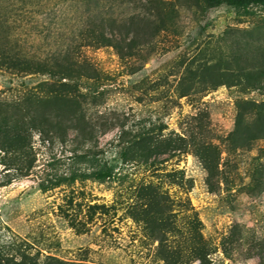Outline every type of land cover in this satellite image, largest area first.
<instances>
[{
    "label": "rangeland",
    "instance_id": "obj_1",
    "mask_svg": "<svg viewBox=\"0 0 264 264\" xmlns=\"http://www.w3.org/2000/svg\"><path fill=\"white\" fill-rule=\"evenodd\" d=\"M159 1L176 10L165 30ZM101 16L122 31L127 26L135 42L130 57L112 46L82 45L84 22ZM262 22L264 7H208L202 0H0V55L22 53L59 69L70 49L68 58L82 61L73 71L80 86L76 96L42 105H31L29 96L44 97L38 85L58 76L0 66V128L19 106L31 115L74 114L84 118L82 126L97 128L92 140L77 141L71 130L63 140L28 129L29 171L11 165L0 149V250L20 249L39 263L52 258L68 264H264V138L242 147L227 141L236 100L264 101V90L227 86L237 83L231 75L237 66L229 62L236 44L240 50L246 42L264 46V26L256 29ZM191 131L221 151L212 190L189 148L128 162L117 158L126 141L187 138ZM74 149L86 160L75 159ZM95 160L115 163L117 174L102 183L70 180L72 171H92ZM58 179L65 180L40 188ZM149 181L172 200L167 244L181 251L175 259L162 258L159 240L136 218V191ZM193 233L210 251L201 263L188 254Z\"/></svg>",
    "mask_w": 264,
    "mask_h": 264
},
{
    "label": "trees",
    "instance_id": "obj_2",
    "mask_svg": "<svg viewBox=\"0 0 264 264\" xmlns=\"http://www.w3.org/2000/svg\"><path fill=\"white\" fill-rule=\"evenodd\" d=\"M151 3V1H149ZM203 4L208 7H216L221 4L234 7L236 9L247 10L253 6L264 7V0H202ZM162 5L158 10V19L160 20L161 29H166L167 26L173 22L176 14V10L173 4L164 3L159 1ZM115 21L107 17H96L93 20H86L82 26V32L80 34L81 42L83 46H112L116 52L122 57H130L132 55L135 42L134 38L129 37V29L127 26L125 30L117 29ZM128 25V24H127ZM125 26V25H124ZM260 26H264V22L259 23L256 29ZM231 32V30H230ZM231 34V33H230ZM229 35V34H228ZM262 38H259L261 41ZM258 44V42H255ZM261 42H259L260 44ZM235 43L232 42V45ZM238 46V47H237ZM250 46V47H249ZM264 46L255 45L253 42H246L244 49L240 50V46L236 44L234 51L229 55V62L234 66H237V72L231 73V75L237 79V83H227L228 87L241 86L244 90H264ZM71 50L68 49L65 52L67 64L65 66L59 65V69H53L47 62L32 61L22 53H18L16 56L0 55V66L14 70L16 73H41L49 74L51 76H58V80L55 82L44 81L38 85V91L43 93L44 97L37 95L29 96L28 102L31 105H42L44 102L53 101V99H70L72 96H76L80 90V86L77 81H74L78 76H74V66L81 63L79 60L68 58ZM246 62V63H245ZM81 65V64H80ZM252 69V73L248 72ZM246 71V74L244 73ZM248 75H252L248 77ZM244 79H239L241 78ZM63 79H65L63 81ZM235 79V80H236ZM56 97V98H55ZM58 97V98H57ZM50 99V100H49ZM52 99V100H51ZM236 118L233 131L228 135L227 141L230 146L242 147L247 146L252 140L256 138H264V101L256 103L251 100L238 99L235 102ZM31 111L24 112L22 107H17V112L12 117V121L7 119L4 125L0 128V149L4 152L5 156L11 165H16V168L21 172L23 170L29 171L32 167V159L29 157L31 150L30 142L25 138L26 131L28 129H37L41 135H46L47 139L54 137L62 138L67 134L68 130H71L75 135L76 141L80 138L82 140H92L97 133L96 124L90 123L87 127L82 126L83 117L77 115L63 116L59 113H41L40 115H31ZM252 117V124H249ZM252 125V126H250ZM254 125V126H253ZM49 129H47V127ZM3 130V132H2ZM121 137V135H120ZM63 139V138H62ZM64 140V139H63ZM123 138H121V141ZM181 142V144H179ZM190 149V152L194 153L200 159L203 167L207 171L206 182L210 185V190L213 189V178L218 171V160L220 158L221 151L218 146L211 141L200 140L195 136L193 131L190 132L189 137L182 138L177 136L173 138H159L153 140L152 137H140L134 143H126L122 146L118 159L122 162H128L130 159L146 158L152 154H165L173 151L182 150V152ZM75 159L86 160L87 156L76 153L75 149L72 150ZM10 156V157H9ZM76 161V162H78ZM93 164V169L89 173L79 174L76 171H72L70 180L73 182L78 177L90 178L98 182H105L113 178L117 173L115 171L116 165L113 162L97 161ZM147 163V161H145ZM155 162H150L149 165ZM8 164V163H7ZM10 165V166H11ZM176 173L171 174L173 176ZM170 176V174H167ZM65 179H58L54 181L51 186L41 185V189L46 191L52 187L59 186ZM171 184H176L173 180H170ZM136 200L140 204V212H137L136 218L143 221L146 225H149L154 238L159 240L160 250L165 253L162 254V258L175 259V256L181 254L179 249L171 248L167 241L169 239L168 232L172 227L170 221V213L172 210V200L168 192L163 190L159 184L153 182L142 183L136 191ZM95 206V205H94ZM200 234H191L188 237V254L194 261L202 262L210 254V251L206 248L202 242ZM165 249V250H163ZM223 252L228 256L227 249L224 248ZM259 255L263 258V252ZM44 263H39L34 256H30L25 251L20 249L14 253H10L9 250H0V264H68L58 259H52Z\"/></svg>",
    "mask_w": 264,
    "mask_h": 264
}]
</instances>
